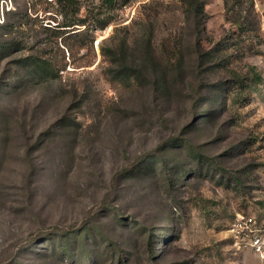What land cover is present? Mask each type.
Listing matches in <instances>:
<instances>
[{
  "label": "rangeland",
  "instance_id": "obj_1",
  "mask_svg": "<svg viewBox=\"0 0 264 264\" xmlns=\"http://www.w3.org/2000/svg\"><path fill=\"white\" fill-rule=\"evenodd\" d=\"M64 1L0 0V264H264V0Z\"/></svg>",
  "mask_w": 264,
  "mask_h": 264
},
{
  "label": "built area",
  "instance_id": "obj_2",
  "mask_svg": "<svg viewBox=\"0 0 264 264\" xmlns=\"http://www.w3.org/2000/svg\"><path fill=\"white\" fill-rule=\"evenodd\" d=\"M256 222L251 219L241 218L231 227L234 233L235 245L249 247L261 256L264 253V234H256L262 231V228L254 227Z\"/></svg>",
  "mask_w": 264,
  "mask_h": 264
},
{
  "label": "trees",
  "instance_id": "obj_3",
  "mask_svg": "<svg viewBox=\"0 0 264 264\" xmlns=\"http://www.w3.org/2000/svg\"><path fill=\"white\" fill-rule=\"evenodd\" d=\"M181 1L184 5H186L187 7V10L189 12V14L192 15L193 17V21L195 22V25H196V32H197V43L199 45V41L201 39V30H200V25H201V21L203 20L204 18V6H203V0H179ZM65 4H70V0H65L64 1ZM108 22H105L103 24V26L107 25ZM76 25L78 26H82V25H85V21L84 20H80L77 23H75ZM74 25V24H73ZM66 27H71L72 24L68 23L67 25H65ZM37 66H35L36 68H34V72H38V71H41V72H45V71H48V70H51L50 68V65L46 62V61H43L41 62L40 65L38 64H35Z\"/></svg>",
  "mask_w": 264,
  "mask_h": 264
}]
</instances>
